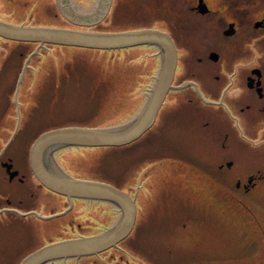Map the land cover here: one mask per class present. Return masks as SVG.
<instances>
[{"label": "flooded vegetation", "instance_id": "flooded-vegetation-1", "mask_svg": "<svg viewBox=\"0 0 264 264\" xmlns=\"http://www.w3.org/2000/svg\"><path fill=\"white\" fill-rule=\"evenodd\" d=\"M1 2L4 1L0 0V20L4 21ZM107 5L111 8L106 11V17L114 10V2L108 0ZM117 7L115 13L120 14L124 7L121 3ZM125 9L123 13L138 22L137 27L129 31L155 30L172 39L177 55L173 88L166 94L156 122L148 132L123 148H110L107 164L111 161L114 167L115 161L121 160L124 175L113 178L122 185L106 183L135 198L136 221L131 234L117 248L82 258L79 263L68 260L69 264H175L170 256L163 258L161 249L156 248L150 235L179 225L182 223L180 217L189 219L192 216L185 211L187 204L181 200L179 189L185 182L186 193L196 197L202 194L192 189L194 183H200V178L193 177L196 170L215 171L217 177L213 181L226 187L222 191L223 200L232 204L237 202L238 210L244 208L240 211L254 222L259 221L260 214L247 205H257L254 193L264 186V0H127ZM76 22L98 23L85 21L81 16ZM1 42L0 38V90L3 74L16 63L12 59L16 55L2 61ZM133 48L139 49V53L152 52L149 56L155 58L159 73L163 55L160 47ZM30 56L23 64L18 81L14 87L10 86L14 90L12 101V92L6 90L4 116H14L17 123L21 88L28 71L34 69L31 66L34 57ZM72 72H78L77 68L67 70L61 77L56 93L73 81ZM54 84V81H46L39 86L37 105L44 104L42 96L48 87L53 92ZM150 87L143 91L144 103ZM12 105L15 115L10 111ZM1 107L0 122L3 117ZM41 110L33 109L28 114L27 133L18 141L15 150L2 149L0 152V264H20L46 245L99 234L112 228L121 217L120 209L111 203L70 200L52 192L35 177L30 152L35 141L46 133H37L40 122L36 114ZM97 111L96 108L94 116ZM60 125L52 130L68 127ZM192 147L200 149L197 156L192 153ZM95 148L69 147L58 151L54 157L72 178L96 181L93 174H98L97 154L93 155L91 151L88 160L82 153L83 149ZM117 148L122 151L115 152ZM201 153L208 157L200 158ZM73 157L80 161L86 175L75 172L80 168ZM17 163L24 164V169H18ZM15 172L18 174L12 177ZM89 173L91 177H88ZM113 173L116 171L111 168L109 175ZM17 183L25 188L20 195L14 188ZM44 190L46 195L56 196V199L42 201L41 191ZM239 194L243 195L242 201ZM140 213L146 217L142 223L138 222ZM57 219L63 220L59 230L64 237L39 243L42 237L56 231L54 227L45 228L44 224L52 226ZM104 220L107 221L103 224ZM105 253L108 255L101 257ZM118 253L122 256L116 259Z\"/></svg>", "mask_w": 264, "mask_h": 264}, {"label": "rangeland", "instance_id": "rangeland-1", "mask_svg": "<svg viewBox=\"0 0 264 264\" xmlns=\"http://www.w3.org/2000/svg\"><path fill=\"white\" fill-rule=\"evenodd\" d=\"M3 1V3L1 2L2 17L7 23H11L14 19V21L27 26L95 33L125 32L134 30L133 28L138 25V22L129 19L128 15L123 13L126 11L125 3L127 0H112L114 10H111L107 17L106 11L111 8L107 5L108 0ZM92 2L95 3L92 5ZM118 3H121L124 7L120 14L119 12L115 13ZM80 16L85 21L98 23L81 24L76 22ZM100 20L102 21L99 22ZM36 48V45L17 46V44L8 42L2 45V61L5 60L7 52L10 51L11 55H16V59L12 58L16 63H14L13 69L3 74L0 90V107L3 108V117L0 122V152L2 149L3 151L9 149L10 152L15 150L18 141L27 133V118L33 109L39 110L42 108L41 112L36 114V118L40 122L37 133L60 124H62L60 127L111 128L124 121L132 120L140 114L145 104L143 91L148 85L154 84V82L151 83V78H155L158 73H156L155 58L152 59V56H149V53H152L150 51H146V54L139 53L140 50L134 48L111 52L76 47L48 46L47 49L40 50L39 54L34 56V62L31 63L34 69L32 68L26 74L19 97L20 107H17L18 116L20 115L17 123L18 119L17 121L14 120V116H4V110L6 109L4 104L7 103L6 93L9 91L11 94L10 86L14 87V84L18 81L23 64L27 59L25 55L20 56L19 51L32 54ZM86 63L88 65L83 68ZM98 64L99 68L97 67ZM107 64H110L114 70L110 76L107 74L108 72H104V68L108 69ZM91 65L92 67H90ZM68 66L77 68L78 72L71 73L73 81L61 88L62 90L58 93H56V90L52 92V88L48 87L44 96H42L44 104L37 105L36 92L41 91L39 86H42L46 81L57 82ZM37 79H39V82ZM97 87L98 94L96 93ZM92 88L95 89V92ZM52 95H54L53 99ZM128 95L130 97L134 96L135 103L133 107L124 112L118 107V101L120 102ZM141 104L142 106H140ZM96 108L99 111L94 116ZM10 111L15 115L13 105ZM197 148L192 147V153L195 156L200 151ZM110 150L108 148L83 149L82 153L84 152L88 156V160H90L91 151H93V155L97 154L98 174H93L96 181L122 185L121 182L115 181L113 178H116L119 174L120 177L124 175L122 173L123 164L121 160L115 161L114 167L111 166V161L107 164ZM115 152H119V150H115ZM199 156L203 159L208 157L205 153H201ZM73 161L80 168V170L75 169V172L85 173L84 167H80V161L75 157H73ZM23 165L17 163L16 167L22 170L24 169ZM111 168H114L116 173L109 175ZM1 176L4 177L3 174ZM88 177H91L90 173ZM193 177L200 178L198 180L200 183H194L192 189L196 192L199 191L202 193L201 195L196 197L192 196L190 192L186 193L187 184L185 182L184 186L179 189L182 196L181 200L187 204L184 206L185 211L191 213L192 216L189 219L180 217L179 220L181 219L182 223H179V225L166 228L159 233H153L150 235L151 237L149 236L152 242L155 243L156 248L161 249L160 251L164 255L163 258L168 255L175 264H264V186H261L254 193L257 205H255L256 203L252 207L247 205L260 214L259 221L254 222L249 215L240 211L244 208L238 210L239 207H236L237 202L232 204L227 200H223L222 191L226 187L213 181L217 177L215 171L196 170ZM14 188L18 195L23 193L25 189L19 183L15 184ZM41 193L44 202L47 200L49 202L54 197L56 199V196L46 195L45 190ZM237 196L241 197L239 198L241 201L244 199L243 195L239 194ZM246 203L248 204V202ZM201 210H204V213ZM188 213H186L187 217L189 216ZM106 221L104 220L102 223L104 224ZM62 222V219H57L51 223L52 226L44 224L45 228L51 229L54 227L56 231L42 237L39 243H44L47 240H59L64 237L65 234L59 230ZM183 223H185V226ZM107 255L108 253H105L101 257ZM121 256L122 254L118 253L115 258ZM55 264L69 263L58 261Z\"/></svg>", "mask_w": 264, "mask_h": 264}, {"label": "water", "instance_id": "water-1", "mask_svg": "<svg viewBox=\"0 0 264 264\" xmlns=\"http://www.w3.org/2000/svg\"><path fill=\"white\" fill-rule=\"evenodd\" d=\"M0 38L38 44L30 58L52 45L99 51H121L146 45L162 49L159 73L142 111L134 120L111 128L64 127L51 130L35 141L30 152L31 169L46 188L70 200L78 198L111 203L120 209L121 217L117 224L104 232L46 245L26 257L20 264H55L72 259L79 263L82 258L98 256L111 248H117L133 230L136 221L135 198L107 183L72 178L61 169L54 156L58 151L69 147H123L148 132L156 122L166 94L173 88L177 55L172 39L167 34L155 30L95 33L15 25L2 20ZM27 63L28 61L19 83L23 79ZM17 174L18 172H15L12 177Z\"/></svg>", "mask_w": 264, "mask_h": 264}, {"label": "trees", "instance_id": "trees-1", "mask_svg": "<svg viewBox=\"0 0 264 264\" xmlns=\"http://www.w3.org/2000/svg\"><path fill=\"white\" fill-rule=\"evenodd\" d=\"M2 14H3V12H2ZM11 23L12 24H15V25H22V23L21 22H16V21H14V19L11 21ZM2 40V42H1V51H3L2 50V45H3V43H13V44H17V46H32V45H36V46H38V44H36V43H24V42H15V41H9V40H6V39H1ZM111 52H113V51H111ZM19 54H20V56H24L25 55V58H27L31 53L30 52H25V51H19ZM9 56V58H10V56H11V53H10V51H8L7 52V55H6V57H8ZM44 59V58H43ZM42 59V60H43ZM42 65V64H41ZM40 65V66H41ZM88 65V63H86L83 67H85L86 68V66ZM90 67H92V65L90 66ZM98 68H99V64H98V66H97ZM107 67H108V69H107V71H106V69L104 68V72H108L107 74L110 76L113 72H114V70L111 68V66H110V64L108 65L107 64ZM73 67L72 66H68V68H65L66 69V71H65V73H63L62 75H61V77L63 76V75H66L67 74V70H71ZM155 69H156V67H155ZM156 73H157V69H156ZM95 76V75H94ZM61 77L58 79V81L56 82V81H54L55 82V84L53 85L54 86V89L56 90L57 89V87H58V85H59V83L62 81V80H60L61 79ZM38 80V82H39V79H37ZM153 82H154V77H152L151 78V83L153 84ZM150 86L148 85L146 88H149ZM151 88V87H150ZM97 94H98V92H99V90H98V87H97ZM13 93H14V90H12V94H11V101L13 100ZM101 93H102V91H101ZM134 103H135V98H134V96H132V97H130L129 95L127 96V97H125V98H123L120 102L118 101V107L120 108V110H124V112H126V111H128L131 107H133L134 106ZM141 106V105H140ZM123 112V113H124ZM57 127V126H56ZM55 127H53V128H48V129H45V130H43L44 132H47V131H49V130H52V129H54ZM110 148H113V147H108V149H110ZM114 148H116V147H114ZM121 148H123V147H121ZM116 150H122V149H116ZM138 166H139V164H138ZM136 169H137V171H138V168L136 167ZM145 218L146 217H143V214L142 213H140L139 214V216H138V222L139 223H142V222H144L145 221Z\"/></svg>", "mask_w": 264, "mask_h": 264}]
</instances>
